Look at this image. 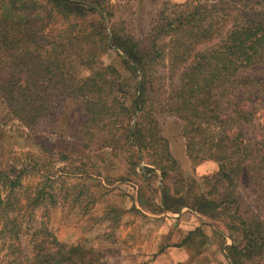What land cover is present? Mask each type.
Masks as SVG:
<instances>
[{
  "label": "trees",
  "instance_id": "trees-1",
  "mask_svg": "<svg viewBox=\"0 0 264 264\" xmlns=\"http://www.w3.org/2000/svg\"><path fill=\"white\" fill-rule=\"evenodd\" d=\"M144 3L0 0V120L17 123L30 137L53 135L64 131L68 101L77 102L82 122L68 125L70 141L50 154L68 162L74 154L92 161L102 153L100 162H117L148 187L160 182L151 195L139 186L142 209L164 214L165 206L179 214L188 208L232 240L233 264H264V119L259 109L232 101L244 88L264 95V79L242 75L264 65V0H162L149 30L138 34ZM109 52L115 57L107 63ZM83 68L88 75L80 74ZM167 122L179 129L192 169L212 161L214 174L197 178L183 170ZM246 126L262 131L251 136ZM41 171L35 160L0 176L13 193ZM245 182L256 196V214L240 198ZM14 198L3 199L0 190L6 250L0 264L102 263L100 249L63 243L37 223V207L54 198L48 185L23 205ZM25 208L31 211L21 223Z\"/></svg>",
  "mask_w": 264,
  "mask_h": 264
},
{
  "label": "rangeland",
  "instance_id": "rangeland-1",
  "mask_svg": "<svg viewBox=\"0 0 264 264\" xmlns=\"http://www.w3.org/2000/svg\"><path fill=\"white\" fill-rule=\"evenodd\" d=\"M144 1L140 12L144 20L136 29L138 34L149 30V23L162 2ZM154 1L157 2L152 4ZM170 1L184 4L188 0ZM114 57L115 53L109 52L106 62ZM88 73L87 69H81L82 76ZM242 75L264 79V65L250 68ZM246 89L248 88L235 93L232 101L248 109H259L258 116L262 121L264 105L256 106V103L264 100V95L258 90L247 92ZM80 122L81 107L74 101H68L62 116L60 126L64 131L59 130L53 135L30 137L28 131L17 123L3 124L0 120V171L10 170L14 165L23 167L35 160L42 169L40 173L32 172L23 180V186L16 188L13 193L10 192L9 184L5 186V179L0 176L2 198L12 195L15 196L13 202L20 201L23 205L35 195L37 189L48 185L54 198L47 199L37 207V223H43L63 243L100 249L103 253L101 264H233L228 258V247L233 242L227 235H221L219 228L213 225L215 223L212 224L188 208L179 214H154L148 209H142L136 197L139 186L146 187L147 184L125 171L122 165L117 162H100L104 157L102 153L92 155V161L82 154H74L75 160L68 162H62L60 158L50 154L52 146L58 147L63 141H70L68 137L71 130L67 128L68 125ZM244 130L251 136L256 131H262L249 126L244 127ZM166 133L170 138L173 154L183 170L194 173L197 178L212 175L218 170L217 163L212 161L204 162L193 170L179 129L167 122ZM36 137L41 138V142ZM44 171H49L52 176L44 177ZM121 175L129 180H119ZM156 185L162 186L160 182L156 184V181L150 187L147 186L148 195H151L150 190L155 189ZM248 185L245 182L241 186L239 195L245 206L256 214V196ZM25 211L31 210H23L19 219L21 223ZM260 213L264 215V210ZM22 243L30 254L29 238L24 237ZM5 251L0 239V259L6 254Z\"/></svg>",
  "mask_w": 264,
  "mask_h": 264
},
{
  "label": "water",
  "instance_id": "water-1",
  "mask_svg": "<svg viewBox=\"0 0 264 264\" xmlns=\"http://www.w3.org/2000/svg\"><path fill=\"white\" fill-rule=\"evenodd\" d=\"M164 208V214H167V211H166V208L165 206L163 207ZM229 258V257H228ZM229 260L232 262V260L229 258ZM233 263V262H232Z\"/></svg>",
  "mask_w": 264,
  "mask_h": 264
}]
</instances>
